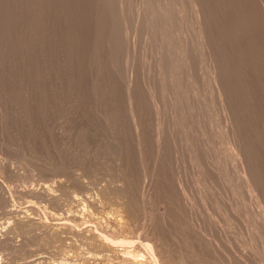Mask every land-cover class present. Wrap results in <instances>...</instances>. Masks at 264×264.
<instances>
[{
    "label": "rangeland",
    "instance_id": "374dc122",
    "mask_svg": "<svg viewBox=\"0 0 264 264\" xmlns=\"http://www.w3.org/2000/svg\"><path fill=\"white\" fill-rule=\"evenodd\" d=\"M16 1L17 0H0V230H2L3 228H6L8 225L10 226L14 225L18 218L23 217L25 215H28L32 217L33 219L40 221L44 224H49L48 213L49 214L52 213L54 216L57 215V217L58 215L62 216L63 218L67 217V222L64 225V229L62 230L61 237L60 235L58 236L59 238L58 237L54 238L53 236H51L54 238L55 241L60 239L62 243L59 240L58 241L60 243L58 241H57L58 243L57 242L55 243V241L52 240L53 238L51 239V237L49 239L48 238L49 232L46 229H44L42 225L37 226L35 228L34 227L32 228L24 227L23 229L17 232V234L13 238L12 243L7 244L3 250H0V258L3 260V262H5V264H27V262L31 259H37V261L39 260V264H57L59 258L62 257L61 255L62 253H59L58 247H60L61 244L70 243L72 242L71 240L75 239V237L70 234L71 232L75 233L77 228L79 232H83V230L90 229L92 226L95 225L94 223L96 221H100L102 218H104L106 221V219L109 220L112 217H117L119 221L125 224L127 232H128L126 234L128 235V237L131 239H135V240L138 239V237L142 238V236L145 233L144 228L145 227L147 228L148 224L150 225V223L152 222L151 223L152 226L150 225L152 228L148 226L149 228L148 231H150L151 233L154 232L153 234L156 237H158L160 241L162 242L163 247L165 248V251L168 255V260L166 264H237L236 262L238 260H239L238 264H244L246 260L247 262L250 260L252 261L253 260L252 256L254 258L255 254L257 256L255 255L256 259L253 260V263L257 264L259 262V264H261L264 261L262 259L264 258L263 257L264 253L262 254V252H264V246L261 251L262 244L264 245V242H262L263 236L257 235L254 238V237L247 236L246 234H245L246 236L243 235L245 231L241 232L244 230L242 226L243 224L242 221L244 222L246 218L252 217V212H254L252 210L251 212H249L250 211L249 209L251 208L254 210V205H251V204H254L253 203L254 200L253 198H250V197L248 198V195H247L248 192L247 193L245 192L247 191L246 188H244V190L242 188V187H245V185H244V181H242L243 179L241 180V177H242L241 175L243 174L244 170L246 171V169H245V166H243L244 164H243L241 156L238 157L239 154H237L238 156L237 158H235L236 155L234 154V152L232 153L231 150H229L230 149L229 143H228L229 135L227 136L226 129L224 128L225 118L223 117L224 115H223L222 110L220 111L221 107L219 103V98L217 97L218 94H216L215 92L216 90L215 91L213 90L215 88L214 87L215 84H213L212 79L214 80L216 75L214 72L210 71V67H208L207 60L204 58L205 63H203V60H202L203 56H201L202 58L199 56V54H201L199 53L200 50L197 47L198 46L197 45L198 43L197 33H198L199 26L195 20V17H193L194 15L192 11H190L189 6H187L188 4L186 5L187 0H122V1L114 0V2L113 0H109V3H108V0L107 2H105L106 0L104 1L99 0L100 2L102 1L103 3H107L105 5L102 3L104 7L101 6V3L98 0L97 1L95 0L96 2L94 4H96V6L93 5V2L91 4L92 0H89V1L84 0L85 2L81 0H77L78 3H81V2L84 3L83 5L81 4V6L80 4L76 3L77 2L76 0H73V2L72 0H64V1L61 0L60 1L61 7L59 6L60 9L58 8L59 11L57 10L58 12L56 13L59 20L58 19L55 20L56 17H54L52 23L53 24L55 23L56 25L58 23L60 24L59 22L60 20H62L63 23L65 22V24L68 22V25L66 24V28H67V26L69 25L74 26L76 22H77L76 23L77 25L78 21H80L79 22L80 25H77L79 27L78 29L80 30V33H78L79 32L78 29L77 30L75 29L77 27L76 25L73 27L74 29H72L71 26H69V28L66 29L64 28L65 24L62 23V25L61 24L57 25L59 26L58 27L59 30H57V32L54 29L57 27L55 26V24L54 25L52 24L53 26H51V28H48V30L50 31L47 32L46 35L48 38V34L50 33L49 39L51 41H49L46 38L44 44L40 46V51L43 50L44 47L46 48L48 45H51L50 47L48 46L49 49L47 48L46 49L44 48V49L47 50V52L49 53V51L55 47L54 48L55 50L53 49V51L55 52L51 50L50 53L48 54L46 51L45 52L41 51L40 56H39L40 58L41 56H44L45 59L47 57V60H46L47 62L43 58H42L43 62H39V65L42 66L43 68L44 67L47 68L46 69L47 71L45 70V68L43 69L42 67L41 69L36 67V70H35V67L33 68V66H39V65H35L37 64L35 63L36 61L34 62V60L36 59L33 55L34 53L32 54V51H34L32 50L33 49L32 42H34V37H33L32 32L34 33V30L32 29L34 28L33 26L25 27V26L16 25L18 24L17 16H16V12H17V7H16L17 2ZM87 1L90 4H88ZM221 1L222 3L220 4ZM228 1L229 2L231 1L234 5H232V3L230 2L228 3L229 6H227L228 4L226 2L225 3L226 7H224L225 0L224 1L223 0H213V1L209 0L210 3L211 2H214L216 4L218 3V6L216 5L217 7L210 3L208 4L206 2L207 8L210 6L213 10H216L219 6H221V8L224 7V9L219 8L217 12H214L209 7V10H211V12L214 13L215 15L211 14L212 17L214 16L212 18L209 16L210 14L208 15L206 14L205 18L207 19V21L209 20V22H212V23H209V25L207 24V28L209 29H206V27L203 26L202 31L204 32V29H206L207 32L212 31L209 36H207L209 34V33L207 34V32H204L203 35L206 37H209V38H206V41L208 40L212 41L213 44L217 42V45L219 46V50L218 48L215 49V47H218L216 45H214L213 48L214 50H216L215 52H217L215 53V57L218 58L219 62L221 61L220 64L222 65V68H225L224 72H227L226 74L229 75L228 77L230 81L228 82V85L229 84L230 85L229 86L227 85V86L231 88V92L233 95L230 93V91H228L229 90L228 87H227L228 88L227 91L229 93V96H228L229 101H233L232 103L229 102V105L233 109V114L235 118L234 120L236 124V125L234 124L233 127L234 129H236L235 131L236 133H238L242 137L243 136L245 137L244 139L245 142L248 140L247 138L249 137L250 141L248 140V143L250 142V145H252V147H250L249 144L246 143L248 145V147L246 145L247 147L246 154L247 155L252 154L253 156L252 157L251 155H249V163L253 162L252 164L250 163V168L252 167L251 170L254 173H256L255 174L256 177L257 175H259L258 178H261V180L260 179L259 180H260L261 188L263 189L264 184H262V182L264 183V159H263L264 158L263 156L264 155V92H263L264 83L263 81L264 80L263 81L259 80L261 85L260 84L258 85L259 82H257L258 79H263L261 75L264 73L261 70H259L261 66L263 65L262 64L263 57L260 54L261 49L259 48V46L256 47V45H254L255 48L257 49L256 51H254L255 49L253 47L252 49L253 53H252V51L250 50L252 48V47L250 48L251 45H249L248 47L247 45L248 43H245L249 39L247 37L251 36L249 35L251 34L249 31V26H246L245 24L248 23V19L251 15H255L254 17L256 19L254 20H256V22L258 20L259 21L262 20L260 22L262 23V25L261 24L259 25L258 24L259 21H258L257 26L263 27L264 17L262 18V16H264V6L262 7V5L264 4L263 3L264 0H252L253 2L257 1V4L259 2V4L258 6H256V3H255L254 5L256 7L255 6L252 7L253 5L252 3H250L251 10L249 11L246 10L245 7L239 6V0H228ZM260 1L262 2V4ZM70 2H72V4L76 3L75 6L77 7V9L80 6L79 11L82 10L81 7L85 6V4L87 8H89L88 7L89 5L90 6L93 5L91 6V8L92 7L93 8L87 9L84 7V10L80 12L81 15H83L84 13L86 14V15L84 14L85 17L83 18V16L82 17L79 16V13H78L79 11L78 10L76 11L75 10L76 7L72 5ZM240 2H242V4L241 3L240 4L243 6V1L240 0ZM63 4H65V7L62 6ZM211 5L216 7V9L212 7ZM99 6L102 9H99L100 8ZM238 6L241 7V9ZM67 7L70 8V10ZM95 7L96 9L98 7V11L96 9L94 11L95 12L97 11L100 13L104 12V11L101 12V10H103L104 8L105 9L107 8V10L109 8V13L105 9H104L106 11L105 15L104 13L100 15L99 13L92 12ZM227 7L228 8L231 7V8L228 9ZM207 8L205 7V10ZM61 9H64L63 10L64 12L66 11L65 14H69V16L66 15V17L68 16V20L67 18H65V15L62 17L63 19L61 18L60 12L64 14V12L61 11ZM85 9H87L88 12L89 10H91L90 13H88L87 10L85 11ZM238 9L240 10V12L244 11L243 12L244 15L245 13H247L248 16H243L242 12L240 14ZM224 10H226L227 13H225L226 11L223 12ZM230 10H233V12L231 11L230 13L229 12ZM69 11L71 14L69 13ZM75 13L77 17H75L74 15ZM165 13L169 16H166ZM56 14L54 16H56ZM96 14L100 16L97 17ZM87 15L88 16L90 15V17L87 18L88 17ZM217 15L219 16L220 19L217 17ZM78 16L79 18L81 17L82 20L81 18L79 19ZM91 16L92 17L95 16L94 18H99V20L94 19ZM239 16H242L241 19L246 18L245 20L247 22L244 20L245 22L241 23L242 20L240 19ZM71 17L72 18L75 17L78 19H75V23H74L73 22L74 19L72 20ZM208 17L210 18L208 19ZM229 17H234V18L229 19V21L231 22H232V19L236 18L234 22H232L234 24H230L231 22H229L227 19ZM86 18L88 19L87 21H85ZM224 18L225 20L227 19V21H224L223 20ZM212 19L214 22L216 20L218 21H216L214 24ZM219 20L223 23H221ZM69 21L74 23V25L72 23H69ZM84 21L86 25L89 22L88 26L84 25L85 24L83 23ZM90 21H93L94 24L93 22L91 23ZM237 21L239 24H237ZM224 22H228V23H224ZM95 23H96V26H95ZM228 24H230V26ZM81 25L82 27L84 26L83 29ZM98 25L99 26L101 25V26L98 27ZM62 26L64 29H66V31L62 28ZM210 26L212 28H210ZM44 27L45 26H42V29H44ZM242 27L243 28L245 27L246 29L245 28L242 29ZM235 28L241 29L243 33L244 32L246 33L247 32L246 30L248 28L249 33H246L247 37H246V34L243 35L242 32H240V30L238 31V29L236 30ZM69 29L70 30L72 29V30L69 31ZM99 29L101 30L99 31ZM75 30L76 32L78 31L77 34L79 35L78 36L79 39L74 38V36H76ZM59 31L60 33H58ZM68 31L71 34L70 33L67 34L66 32ZM28 33H30V36L28 35ZM51 33L53 34L51 35ZM54 34L57 35V39L54 36ZM98 36L99 38H97ZM52 37H54V40L56 42L52 39ZM252 37H250V40H248V42L249 41L252 42V39H251ZM113 38H116V39L113 40ZM226 38L228 39L226 40ZM107 39L110 41H108ZM215 40L217 41L214 43ZM75 41L78 43L79 48H78V45H75L74 43ZM72 42L74 44H72L71 46L70 43ZM185 42H187L186 44L188 45V48L190 50V52L188 51L189 52L188 61L190 62V63L188 62V67H186V65H184L181 62V60L179 59L176 53L178 49L177 47H179L177 46V44L178 43L182 44ZM189 42H191V44ZM251 42L249 44H251ZM110 47L112 49H110ZM114 47L115 49H113ZM195 47H197L199 51H197ZM242 47L243 48L246 47V50L250 48L248 50L249 52H246L247 55H243L244 54L243 52H245L246 50L244 51ZM80 48L82 51L80 50ZM226 50L227 51L229 50V51L226 52ZM240 50L243 51L241 52V55L243 57L245 56V58L243 59L247 58V61L246 60L243 61L242 56H240L239 54ZM258 50L260 52L259 54H258ZM218 51L219 52L221 51L220 52L221 55L224 53L225 54L227 53L226 54L227 56L224 57L222 55L223 57L221 58L219 55L220 53ZM75 52L78 55H76ZM254 52L255 53L257 52L259 56L255 54ZM42 53L43 54L47 53L45 54L46 57L45 55H42ZM251 54L253 55L252 58L248 57V56H251ZM47 55L48 56L51 55L50 56L51 58L48 57ZM255 55L256 57H254ZM260 55L262 59L260 58ZM226 57H228L227 60H223V58L226 59ZM69 58L71 59L69 60ZM111 58H114V59L112 60ZM254 58H256L257 60H254ZM31 60H32V63H31ZM39 61H41V59ZM67 61L69 63L71 62L72 65L71 63L69 64ZM98 61L100 64L98 63ZM255 61H258L257 63H259V65L261 64L262 65L259 66ZM260 61L262 63H260ZM44 62L49 67L45 66ZM84 62L85 63L87 62V64H85ZM199 62L202 63L201 65L205 64L204 66L206 68L204 66H202V68L199 67L201 66L199 65ZM239 62L241 63V66ZM248 63H250L249 64L250 67H248L250 70L252 68L253 70L255 69L257 72L261 71L260 73H258L259 76L256 74V71H253V70H251L252 74H250L251 72L246 67L247 65L245 66V64H248ZM252 63L254 64L256 63L255 65H258V67L257 66H256L257 68L251 67ZM102 64L104 66H102ZM117 64L118 66H116ZM223 64L225 67L223 66ZM238 66H240V68L243 67L241 68L242 70ZM226 67L227 68L229 67L228 68L229 71L226 69ZM245 67L247 68L249 72L245 69ZM203 68H205L206 71H204L205 69ZM237 68H239V70ZM245 70H246V72H244L245 74L242 73ZM39 71H41V75ZM43 71L45 74L44 73L42 74ZM202 71H203V74H201ZM36 72H38L37 73L38 77L42 76L41 79L37 77V74L34 75ZM111 72L113 75L111 74ZM22 73H24V75ZM238 74H241L242 76ZM45 75L48 76V78H46ZM254 76L255 77L258 76L257 77L258 79L256 80ZM43 77L46 78L47 80L44 79ZM130 77L132 79H130ZM247 77L250 79H248ZM34 78L37 81H35ZM80 78L81 79L83 78V79L81 80ZM207 79H208V82H207ZM32 82H36V83L38 82L37 84H40L43 82V84L45 85L40 84L38 86L36 84L39 87L37 88L38 93H36L37 90L36 91L34 90L35 83H32ZM130 82H131L130 85L133 87V90H134V92L132 93L133 95L131 94V91H130L132 90L130 89L132 87L128 84ZM244 82H246L247 84ZM108 84H111V85H108ZM114 84L116 85L114 86ZM41 85L44 87V88L42 87L43 89L40 87ZM254 85L256 86L254 87ZM47 86L49 87V89H47L48 88ZM52 86L53 88H51ZM247 86L248 88L245 91V87ZM259 86L261 87L259 88ZM127 87H129V91H130L129 93L132 95L133 100L136 99V101H134V103L136 102L135 103L136 105L134 104L132 107V109L137 108V109L132 110V112L138 110L136 112H133L135 123L132 121V115L128 114V112H130V109L128 110L129 105H127L126 103L128 101L127 97H129L128 94H126L128 93ZM39 89L42 90L43 93L42 91H39ZM258 89L259 91H257ZM76 91H77V94H76ZM39 92H41L43 96L44 95L45 96L43 97L42 94ZM214 93L216 94V96ZM230 94L234 98H231ZM35 95H37L36 102L34 101L36 99ZM131 95H130V98H131ZM261 96H263V99ZM94 97L96 98V100L94 99ZM191 97H193V99ZM40 99L41 101L39 102L38 100ZM88 99L90 100V102ZM99 99H102V100H99ZM188 99H190L191 101ZM257 100L258 101L260 100V102H258ZM203 102H205L206 105L205 104L203 105ZM36 103H40V104H36ZM254 108H256V110ZM142 109H145L144 112ZM243 110L244 111L246 110V113ZM115 111H117L118 113ZM201 111H203V113ZM137 112H138V115L141 116V118L137 117L138 116L136 115ZM242 115L243 116L246 115V116L243 117ZM138 118H140L142 121L137 120ZM156 119L158 122L156 121ZM159 121L161 125H159L160 124ZM241 121L244 124L241 123L242 125L240 126ZM131 122L134 124L138 122L140 123L139 127L142 126L143 128L138 127V129L140 130L138 129L135 130V127H132L133 124ZM138 123L136 124L137 126H138ZM238 128L243 129V131L242 130L240 131ZM247 128L248 130H250L249 131L250 134L247 132L246 130ZM156 129L157 130L159 129V131H157ZM161 130H163L162 131L163 134H161L160 132ZM134 132L136 133L141 132L143 136L141 135V133H140L141 136H139L138 135L139 133L136 134ZM245 132L248 134L245 135ZM153 135H156L158 139L161 138L163 142L161 141V139L158 140ZM135 137L137 138V140ZM139 138L140 139L142 138L143 144H141L142 142H140L141 140ZM113 139L116 141H114ZM154 141H156L157 143ZM159 143L162 144L163 148ZM157 145L158 146L160 145V148H162L163 150H161ZM155 146L156 148L158 147L157 150H159L160 153H158L159 151L155 149ZM195 146L197 147L198 151L195 150L196 148ZM193 149L195 150L194 152H193ZM248 149H250L249 152H248ZM129 151H130V154H129ZM200 151L202 152L201 154L199 153ZM125 152H128V153L126 154ZM190 152L193 155H191ZM196 152L199 153V156H197L198 154ZM230 152L233 155H230L229 154ZM156 154H159V155L161 154V155L159 156ZM204 155H206V157L208 156L209 157L206 158ZM193 156H197L199 159H197V157L194 158ZM200 156H201V159H200ZM232 157L234 158V160ZM253 158H254V161L252 160ZM205 161H209V165L211 167L209 165H205V164H208V162L206 163ZM227 161H230V163ZM195 164L197 167L195 166ZM254 164L256 166H254ZM235 166H237L238 168ZM242 167L244 169L243 171L241 169ZM195 168H198L197 170L198 172L194 171ZM211 168L213 170L212 172L210 171L212 173L211 177H214L213 182H212L210 175H208L209 170H211ZM253 168H255L254 169L255 171L253 170ZM203 170H204V173L202 172ZM205 171H208V173L206 172L207 173L206 174ZM177 172L179 174H177ZM195 172L197 173L195 174ZM213 172L215 173V175L218 173L219 174V175L217 174L218 176H220L221 174L220 176L221 181L220 180L219 181L222 182V180L224 179V181L222 182V186H226V184L228 183H230V185L233 184V186L232 185L230 186L228 184L229 188H227L228 186H226L227 189L224 187L226 189L225 192L226 193L230 192V195L224 193L225 189L220 185L221 183L218 184L219 182L217 181L219 177L217 175H216L217 178L215 177V175L213 176ZM237 172H238V175H237ZM205 174L206 176L207 175L208 176L206 177ZM237 176H239L238 178L240 179H237ZM199 177H201L200 178L201 180L199 179ZM225 177L229 181L226 180ZM233 178H235V180H233ZM204 180L207 183L208 181L210 182L211 180L210 182L211 186H208V184H206ZM237 181H240L242 183L239 184V182ZM146 182L148 184L150 183L149 184L150 186L149 185L147 187L144 186L147 184ZM213 183L214 185L216 184V186L218 184L219 187L214 186L215 187L214 188L212 186ZM250 183L251 182H249V184ZM205 184L208 187H211V188L213 187L214 190L208 187H205L204 186ZM240 185H243V186H240ZM42 187L53 189L54 192L53 191L52 192L53 194H56L55 197L57 198V201L55 200V201L49 202L43 196L39 194H35L33 192V191L39 192ZM203 187H205L206 189L204 188L203 190ZM220 187L222 188V190ZM232 187L235 193L237 191V194L234 195V192L231 189ZM145 188L150 192H148ZM217 188L220 189L218 190V192H217ZM250 188L251 189L253 188V190L255 189V192L258 191L255 188V186L252 185V183L250 184ZM262 189H260V191ZM143 190L147 192V195H146V192L144 191L145 198L143 195H141L143 194ZM207 190H211V191H207ZM202 191H205V192H202ZM220 191H222L223 194ZM255 192H254L255 196L259 197L258 199L257 198L256 199L258 200V202L260 200L259 204H261V206L263 207L264 206V197H263L264 194H262L263 195L262 196L261 194H259V191L256 193ZM261 192L264 193V189ZM148 193H151L150 194L151 196L150 195L148 196ZM210 193L212 194L210 195ZM218 193H221L223 195L222 196L221 194H219L222 198L218 196ZM225 194L227 195V197ZM239 194L241 195V197ZM201 195L203 197H201ZM233 196L235 198L238 197V199L236 200L237 201L240 200L239 202L241 205L235 200L234 202L237 205H235L234 202L232 203L233 200L231 202H228L230 201V199L227 200V198H234ZM139 197H141L142 201L140 200ZM147 197L148 198L150 197V198L147 199ZM207 197L210 199H208ZM223 197H224V200H223ZM242 197H244V199ZM199 198L202 200H200ZM143 199H146V200L151 199V200L147 202L145 200L143 201ZM207 199L210 201H208ZM251 199L253 202L251 201ZM221 200H223V202H221ZM241 200L242 201L245 200V201L242 202ZM212 201H214L215 203L213 204ZM120 202H123V203H120ZM224 202H228L231 205L227 203V205L225 206ZM124 204L126 205V207L124 206ZM120 205L124 206L122 207L125 210L124 214L123 213L121 214L122 209H120L121 207ZM127 205L130 206V207L128 206L129 210L127 213L129 215L126 214ZM201 205L204 207H200V208L197 207ZM205 206H207L208 210ZM231 206L234 208H236L237 206L238 209L241 208V210L239 209L240 212L242 211L243 212L242 213L238 212L237 208H236L237 210L234 208L233 209L230 208L229 210V207ZM244 207L246 208V210ZM197 208L199 210L203 208L201 209L202 214L200 211L199 213L197 212V215H196V211H198ZM231 210H232V213L234 214L231 213ZM142 212H145V214ZM206 212L208 213L210 212L211 214L210 213L209 214L211 216H209L208 213L206 215ZM203 213L205 214L203 215ZM213 213L217 214V215L215 214L217 217V220H216L215 215H212ZM199 214H201L200 215L201 217L203 216L202 218L204 220H206L205 218H208L209 220L207 219L204 223L203 219L200 216H198ZM238 214L240 217L238 216ZM132 215L133 217L130 218ZM144 215L149 218L147 219V217H145ZM142 217L145 219H143ZM198 217L202 219V222H199L201 220L198 219ZM210 217L212 218V220ZM224 217H225V220L222 219ZM236 218H241V219H239L240 220L239 221ZM142 219L144 220V222ZM220 219L221 221L223 220L225 222L223 221L219 222ZM130 220H132L133 222ZM148 220L149 222L150 221L151 222L148 223ZM196 220L198 221L199 225L197 224ZM212 222H215V224L217 222L218 223L216 225L213 223L214 224L213 225L211 224ZM202 223L205 224L201 227L203 230L199 227L202 225ZM207 223L208 224L210 223L209 225L212 226L213 231H210L211 227ZM222 223L224 224V226ZM132 224L133 225L135 224V225L133 226ZM225 225L229 228L227 229ZM216 226L217 228H215L216 229L215 231V229L213 228ZM238 226L242 230L241 229L239 230ZM205 227L207 229L209 228L210 233L208 230H206ZM199 230H201V233ZM235 230H237L238 232ZM239 232L243 234H240ZM202 233H203V238L201 236ZM214 233L218 234L217 239L220 237H223V239L226 238L225 241L226 240L228 241L224 242L221 240L222 238L219 239V241L221 240L220 242L217 240H214L216 239L214 238L215 235H212ZM226 233L230 235V238L232 237L234 238V240L238 239L237 243L235 244L236 240L234 241L232 240V238L227 239L229 238L227 237L229 235H227ZM231 234L233 235L231 236ZM240 235L243 237H240ZM205 236L207 238L209 237L208 238L209 240L212 239L211 242H213L215 245L213 246L212 245L213 243H212L210 244V246L213 247L214 252H217L218 254L212 252L213 248L210 251L211 247L210 246L208 247V245L206 246V244H209L211 242ZM257 237H258V241L262 242L261 245H258L260 243L256 242ZM247 238L248 239L254 238L255 241L253 239H250L251 241L252 240L253 241L251 242L249 240L248 242ZM206 239L208 240V243ZM244 239L245 241L243 242L241 241L242 243H239L240 240H244ZM50 240L53 242H51ZM231 241H234V243ZM246 241L247 243H245ZM255 242L258 244H256ZM221 243L223 244L225 243V245L221 246ZM228 244H231V245H228ZM238 244H240L241 246ZM244 245H246V247ZM227 246L228 248H226ZM233 246L235 247L237 246L236 247L237 250H235L236 248ZM248 246H249V249H248ZM216 247L218 248L217 250L219 251L217 250L215 251ZM241 247L242 248L245 247L246 250L248 249V251L251 249L250 251L253 250L252 253L254 251L256 253L254 252L253 253L254 255L252 254L249 257L247 256L249 259L247 258L246 260H244V262L242 261L243 262L242 263L241 260L245 259L246 258L245 255H249V254H248V251L245 250V248L241 249ZM258 248H260L259 249L260 252L257 251ZM223 249H227L228 252L226 250L223 251ZM230 249L232 250L231 253L233 254V259L235 258L236 262H235V259L234 260L232 259L233 261L230 259V257L232 256L231 253H230L231 256L229 255ZM221 250L223 251V253L220 254ZM244 250L247 252V254L243 255L244 257L240 256L244 254ZM238 252H241V254L239 255ZM258 252L262 254V258L260 256L261 254H259ZM220 257H223V258L220 259ZM224 258L225 259L227 258L229 262L230 261L232 262L228 263V261H226L225 263ZM261 260L263 261L260 262ZM92 261L93 260H90L87 263L78 262L76 264H107V263H96ZM251 261L249 263L246 262L245 264H251L252 263ZM110 263L116 264L113 262H109L108 264Z\"/></svg>",
    "mask_w": 264,
    "mask_h": 264
},
{
    "label": "bare ground",
    "instance_id": "6f19581e",
    "mask_svg": "<svg viewBox=\"0 0 264 264\" xmlns=\"http://www.w3.org/2000/svg\"><path fill=\"white\" fill-rule=\"evenodd\" d=\"M60 1L61 0H17L16 2H17V12H16V16H17V22H18V24H16V25H18V26H33V28L34 29H32V27H31V29L32 30H34V33L32 32V34H33V37H34V42H32L33 43V49L32 50H34V51H32V54L34 55V57H35V59L36 60H34V62L35 63H37V64H35V65H39V62H43V59L46 61L47 60V57H46V55L45 54H47L48 52H47V50H45L46 48L47 49H49L48 48V46L50 47L51 45H48L45 49L43 48V50H41L42 52H47V53H45V54H43L42 53V55H45V57H46V59L44 58V56H41V58L39 57L40 56V53H41V51H40V46L42 45V44H44V42H45V40H46V38H47V32H49L50 30H48V28H51V26H53L54 24L52 23L53 22V19H54V17H56L55 18V20L56 19H58V17H57V12L59 11V6L61 7V5H60ZM64 1V0H63ZM77 1V0H76ZM81 1H84V0H81ZM80 1V2H81ZM89 1V0H88ZM87 1V2H88ZM97 1V0H96ZM95 0L93 1H91V4H92V2H93V5L94 6H96V4H94L95 2H96ZM99 1V0H98ZM104 1V0H103ZM122 1V0H121ZM211 1H213V0H211ZM224 1V0H223ZM241 1H243V6L241 5L242 4V2H240V0H239V6H241V7H245L246 8V10H251V4L250 3H252V7H254L255 5V3H256V6H258V4H259V2H258V4H257V1H255V2H253L252 0H241ZM72 2H73V0H72ZM72 2H70L71 4H72ZM85 2V1H84ZM100 2V1H99ZM105 2H107V0L105 1ZM113 2H114V0H113ZM206 2L209 4L210 2H209V0H187V2H186V5L187 6H189V8H190V11H192V13H193V17H195V20H196V22H197V24H198V26H199V29H198V40H197V47L199 48V50L197 49V47H195L196 48V50L197 51H199V53H201V54H199V56L201 57V56H203V63H205V60H204V58L207 60V62H208V67H210V71H212V72H214L215 73V75H216V77H215V79L213 80L212 79V81H213V84H215L214 85V91L216 92V94H218L217 95V97L219 98V103H220V107H221V109H220V111L222 110V112H223V117L225 118V121H224V124H225V129H226V134H227V136L229 135V138H228V140H229V150H231V152L233 153L234 152V154L236 155V157L235 158H237V154H239V156L238 157H240L241 156V158H242V161H243V166H245V169H246V171L243 169V167L241 168L242 169V171H243V174L241 175L242 177H241V180L242 181H244V185H245V187H242L243 188V190H244V188H246V190L247 191H245L246 193L248 192V198L250 197V198H253V200H254V202L252 201V199H251V201L254 203V204H251V205H254V210L251 208V209H249L247 206V208L250 210L249 212H251V210L252 211H254V212H252V217H249V218H246L245 219V221L243 222L242 221V223H240V224H242V226H243V231H241V232H244L245 231V233L243 234V233H241V232H239L240 234H243V235H247V236H250V237H256L257 235H260V236H263V241L262 242H264V209H263V207L261 206V204H259V202H260V200H259V202H258V196L256 197L255 196V194H254V192H255V189L253 190V188L251 189L250 188V184L252 183V185H254L255 186V188L259 191V194H264V193H262L261 191L264 189H262L261 188V184H260V180H261V178H258V176L259 175H257V177H256V173H254L252 170H251V168H250V163L252 164L253 162H250L249 163V155H251L252 156V154H249V155H247L246 153H247V151H246V149H247V147H248V145L246 144V143H248V140H249V137L247 138V136H246V138L248 139L246 142H245V137L243 136H241V135H239L238 133H236L235 131H236V129H234V127H233V125L235 124V118H234V114H233V109L231 108V106L229 105V102L230 103H232L233 101H229V98H228V96H229V93H228V91H230V93L232 94V92H231V88H229L228 86L230 85H228V82L230 81L229 80V75H227L226 73L227 72H224V69L225 68H222V65L220 64V62H219V60H218V58H216L215 57V53H217V52H215L216 50H214V45H216V46H218L217 45V40H215L214 41V43L215 44H213V42L212 41H206V38H209V37H206V36H204L203 34H204V32H207L206 31V29H209V28H207V24L209 25V23H212V22H209V20L207 21V19L205 18L206 17V14L208 15V14H210L209 16L210 17H212L211 16V14L212 15H215L214 13H212L211 12V10L212 11H214V12H217L218 10H219V8L220 9H224V7H226V2H227V4L228 3H230L228 0H225V2H224V7L223 8H221V6H219L217 9H216V7L218 6V3L216 4V3H214V2H211L210 4H212V5H214V6H216V7H214V6H212V7H214L216 10H213L209 5V7L211 8V10H209V7L207 8V5H206ZM261 2V1H260ZM76 3H78V1L76 2ZM76 3L75 4H72V5H76ZM101 3V6L102 7H104L103 5H102V1L100 2ZM108 3H109V0H108ZM222 3V1L220 2V4ZM232 3V2H231ZM238 3V2H237ZM241 3V4H240ZM263 3H264V1H263ZM78 4H80V6H81V4L83 5L84 3H78ZM88 4H90L89 2H88ZM99 4V3H98ZM104 5L105 4H107V3H103ZM261 4H262V2H261ZM260 4V5H261ZM93 5H91V6H93ZM112 5V4H111ZM111 5H109V6H111ZM114 5V4H113ZM231 5V4H230ZM232 5H234L233 3H232ZM259 5V6H260ZM62 6H64L65 7V4H63ZM68 6V5H67ZM74 6H72V7H74ZM77 6H79V5H77ZM80 6L78 7V9H77V7H76V11L78 10L79 11V8H80ZM91 6L89 5L88 7L90 8V9H92L91 8ZM223 6V5H222ZM227 6H229V4L227 5ZM238 6V7H239ZM255 6V7H256ZM264 6V4L262 5V7ZM83 7V8H82ZM81 7V9L82 10H84V7L85 8H87L86 7V4H85V6H82ZM100 7V6H99ZM106 7H107V5H106ZM205 7L207 8L206 10H205ZM232 7V6H231ZM231 7H229V8H231ZM241 7H239L240 9H241ZM249 7V8H248ZM59 8V9H58ZM63 8V7H62ZM68 8V7H67ZM66 8V9H67ZM89 8H87V9H89ZM113 8V7H112ZM116 8V7H115ZM188 8V9H189ZM228 8V7H227ZM228 8V9H229ZM16 9V8H15ZM69 10H70V8H68ZM87 9H85V11L87 10ZM96 9V7L93 9V11L92 12H95L94 10ZM99 9H102L101 7L99 8ZM105 9V8H104ZM101 10V12L102 11H104L103 13H104V15H105V10H107V8L105 9V10ZM165 9V8H164ZM226 9V8H225ZM228 9H227V11H228ZM233 9H234V7H233ZM236 9V8H235ZM58 10V11H57ZM64 9H61V11H63ZM71 10H73V9H71ZM81 10V11H82ZM97 11H98V7H97V9H96ZM208 10H209V12H208ZM237 10V9H236ZM263 10V9H262ZM262 10H261V12H262ZM81 11H79L78 13H79V16H83V18L85 17V15L83 14V12H82V14L83 15H81ZM90 11L91 10H89V12H88V10H87V12L88 13H90ZM95 12V13H99L100 15L101 14H103V13H100V12ZM100 11V10H99ZM108 13H109V8H108ZM112 11V10H111ZM164 11V10H163ZM190 11H188V12H190ZM226 10H224L223 12H225ZM227 11L225 12V13H227ZM231 11L233 12V10H230L229 12L231 13ZM238 11L240 12V10L238 9ZM237 11V12H238ZM64 12V11H63ZM66 12V11H65ZM65 12H64V14H62V12H60L61 13V18L65 15V18H67V20H68V16H69V14H65ZM73 12V11H72ZM166 12V11H165ZM206 12H208V13H206ZM220 12H221V10H220ZM238 12V13H239ZM242 12V15L243 16H248V14L247 13H245V15H244V11H241ZM241 12H240V14H241ZM260 12V13H261ZM69 13H70V11H69ZM78 13H77V15H78ZM87 13V14H88ZM94 13V14H95ZM168 13V12H167ZM219 13V12H218ZM250 13H252V12H250ZM56 14V16H54ZM59 14V13H58ZM71 14V13H70ZM93 14V13H92ZM232 14H234V13H232ZM232 14H230V15H232ZM239 14V15H240ZM247 14V15H246ZM256 14V13H255ZM262 14H263V12H262ZM261 14V15H262ZM66 15H68L67 17H66ZM73 15V14H72ZM71 15V16H72ZM75 15V17H77L76 16V13L74 14ZM73 15V16H74ZM100 15H98V14H96V16L97 17H99ZM103 15V16H104ZM109 15V14H108ZM120 15H122V14H120ZM165 15L166 16H169V15H167L166 13H165ZM258 15H260V14H258ZM72 16V17H73ZM79 16H78V18H79ZM88 16V15H87ZM110 16V15H109ZM220 16H222V15H220ZM227 16V15H226ZM255 15H251L250 17H249V19H248V25L247 24H245L246 26H249V31H250V33L251 34H249V35H251V36H249V37H247V34L246 33H249L248 32V28H247V32L245 33H243L242 31H241V29H239V28H237L238 29V31L240 30V32H242V34L244 35V34H246V37L247 38H249L248 40H250V37H252L251 39H252V42L251 41H249L248 42V40L245 42V43H248L247 45H248V47H249V45H251L250 46V50L252 51V49H253V47H254V51H256V49L257 48H255V46L254 45H256V47H258L259 46V48L261 49V53L259 52V50H258V54L260 53L261 55H262V57H263V59L261 58V55H260V58L262 59V61H263V63L260 61V63H262L261 65H259V63H257L259 60H260V58H259V60L258 61H255L259 66H261V68L259 69V70H261L263 73H264V25H263V27H261V26H257V22L259 21H257L256 22V20H254V19H256L255 17H254ZM71 17V18H72ZM72 18V20L74 19V23H75V19H78V18ZM80 17V18H81ZM90 17V15L87 17V18H89ZM92 17V16H91ZM95 17V16H94ZM94 17H92V18H94ZM113 17V16H112ZM210 17H208V19L210 18ZM214 17V16H213ZM212 17V18H213ZM216 17V16H215ZM217 17L219 18V16L217 15ZM240 17V19H241V17L242 16H239ZM264 16H262V18H263ZM59 18H60V16H59ZM70 18V17H69ZM79 18V19H80ZM86 18V20L85 21H87L88 19ZM91 18V19H92ZM103 18V17H102ZM114 18V17H113ZM120 18V17H119ZM122 18V17H121ZM217 18V19H218ZM230 18H234V17H229V18H227L228 19V21H229V19ZM63 19V18H62ZM94 19H98L99 20V18H94ZM105 19V18H104ZM215 19V18H214ZM220 19V18H219ZM222 19V18H221ZM227 19L225 20V18L223 19L224 21H227ZM236 19V18H235ZM235 19H232V22H234V20ZM246 18H244V19H241L242 21H241V23L242 22H245L246 20H245ZM59 20V19H58ZM71 20V19H70ZM71 20V21H72ZM81 20H82V18H81ZM93 20V19H92ZM98 20H96V21H98ZM245 20V21H244ZM71 21H69V23H72ZM85 21L83 22V23H85ZM95 21V22H96ZM104 21V20H103ZM108 21V20H107ZM211 21V20H210ZM212 21H213V19H212ZM216 21H218V20H216ZM215 21V22H216ZM220 21V20H219ZM262 21V20H261ZM261 21H259V25L261 24L262 25V23H260ZM60 22V24L62 25V20H60L59 21ZM80 21H78V24L77 25H80V23H79ZM91 23L93 22V21H90ZM109 22V21H108ZM214 22V21H213ZM215 22H214V24H215ZM221 22V21H220ZM219 22V23H220ZM229 22H231V21H229ZM230 23V24H234V23ZM247 22V21H246ZM74 23H72L73 25H74ZM77 23V22H76ZM76 23H75V25H76ZM117 23V22H116ZM221 23H223V22H221ZM224 23H228V22H224ZM53 24V25H52ZM59 23L57 24V25H60ZM63 24H65V22L63 23ZM67 25H68V22L66 23ZM66 24H65V26H64V28H66ZM88 24H89V22H88ZM88 24L86 25V23L84 24V25H86V26H88ZM93 24H94V22H93ZM112 24V23H111ZM230 24H228L229 26H230ZM237 24H239L238 23V21H237ZM56 24H55V26H57ZM74 25V26H75ZM76 25V26H77ZM92 25V24H91ZM90 25V26H91ZM104 25V24H103ZM117 25V24H116ZM115 25V26H116ZM251 25V26H250ZM42 26H45L44 27V29H42ZM48 26V27H47ZM69 26H71V25H69ZM69 26H67V28H69ZM74 26H71L72 27V29H74L73 27ZM94 26V25H93ZM95 26H96V23H95ZM101 26V25H100ZM99 25H98V27H100ZM105 26V25H104ZM203 26H205L206 27V29H204V32L202 31V28H203ZM211 26H212V24H211ZM210 26V28H212ZM214 26V25H213ZM217 26V25H216ZM219 26V25H218ZM232 26V25H231ZM235 26V25H234ZM58 27L59 26H57L56 28H54L55 30H56V32H57V30H59L58 29ZM61 27V26H60ZM81 27H82V25H81ZM84 27V26H83ZM83 27H82V29H83ZM92 27V26H91ZM90 27V28H91ZM223 27V26H222ZM62 28H63V26H62ZM63 28V29H64ZM66 28V29H67ZM79 27L77 26L75 29L77 30ZM90 28H88V29H90ZM102 28V27H101ZM108 28V27H107ZM230 28V27H229ZM233 28V27H232ZM245 28V27H244ZM243 27H242V29H244ZM18 29V28H17ZM66 29H64L65 31H66ZM71 29V30H72ZM236 29V28H235ZM236 29V30H237ZM246 29V28H245ZM25 30H27V29H25ZM54 30V31H55ZM62 30V29H61ZM70 29H69V31H71ZM76 30H75V32H76ZM101 29H99V31H100ZM105 30V29H104ZM103 30V31H104ZM107 30V29H106ZM224 30V29H223ZM19 31V30H18ZM23 31V30H22ZM53 31V30H52ZM63 31V30H62ZM64 31V32H65ZM66 32L67 34L68 33H70V32ZM79 31V32H78ZM78 33H80V30L78 29ZM97 31V30H96ZM112 31V30H111ZM227 31V30H226ZM74 32V31H73ZM77 32L75 33V35L76 36H74V38H76V39H79V35L77 34ZM88 32V31H87ZM95 32V31H94ZM94 32H92V33H94ZM107 32V31H106ZM114 32V31H113ZM212 32V31H211ZM211 32H207V34H205V35H207V36H209L210 35V33ZM218 32V31H217ZM58 33H60V31L58 32ZM81 33H82V31H81ZM84 33V32H83ZM96 33V32H95ZM98 33V32H97ZM104 33V32H103ZM116 33V32H115ZM237 33V32H236ZM50 34V33H49ZM49 34H48V40L49 41H51L49 38ZM53 33H51V35H52ZM71 34V33H70ZM74 34V33H73ZM112 34V33H111ZM177 34V33H176ZM217 34V33H216ZM232 34V33H231ZM230 34V35H231ZM238 34V33H237ZM28 35L30 36V33H28ZM50 35V36H51ZM62 35V34H61ZM107 35V34H106ZM118 35V34H117ZM233 35V34H232ZM22 36V35H21ZM20 36V37H21ZM54 36L56 37V39H57V35H55L54 34ZM83 36V35H82ZM109 36V35H108ZM114 36V35H113ZM116 36V35H115ZM222 36H224V35H222ZM221 36V37H222ZM241 36V35H240ZM68 37V36H67ZM95 37H96V35H95ZM238 37V36H237ZM245 37V38H246ZM23 38V37H22ZM21 38V39H22ZM69 38V37H68ZM67 38V39H68ZM72 38H73V36H72ZM97 38H99V36L97 37ZM103 38V37H102ZM108 38V37H107ZM121 38V37H120ZM196 38V39H197ZM232 38V37H231ZM52 39L54 40V37H52ZM61 39V38H60ZM64 39V38H63ZM86 39V38H85ZM88 39V38H87ZM116 38H113V40H115ZM196 39H195V41H196ZM223 39V38H222ZM228 38H226V40H227ZM48 40H47V42H48ZM59 40V39H58ZM97 40V39H96ZM108 40V39H107ZM118 40V39H117ZM116 40V41H117ZM120 40V39H119ZM21 41V40H20ZM32 41V40H31ZM55 41V40H54ZM71 41H72V39H71ZM71 41H69V42H71ZM73 41H74V39H73ZM77 41V40H76ZM74 42L75 43V45H78V43L77 42ZM94 41V40H93ZM108 41H110V40H108ZM186 41V40H185ZM219 41V40H218ZM46 42V43H47ZM53 42V41H52ZM51 42V43H52ZM56 42V41H55ZM79 42V41H78ZM107 42V41H106ZM112 42V41H111ZM241 42V41H240ZM251 42V44H249ZM50 43V42H49ZM54 43V42H53ZM58 43V42H57ZM56 43V44H57ZM73 42L72 43H70V45L72 46V44H74ZM77 43V44H76ZM86 43V42H85ZM104 43V42H103ZM187 42H185V43H182V44H177V46H179V47H177L178 49H177V51H176V53H177V55H178V57H179V59L181 60V62L184 64V65H186V67H188V53L190 52V50H189V48H188V45L186 44ZM190 44H191V42H189ZM64 44V43H63ZM67 44V43H66ZM108 44V43H107ZM238 44V43H237ZM244 44V43H243ZM113 45H115V44H113ZM220 45V44H219ZM229 45V44H228ZM253 45V46H252ZM22 46V45H21ZM46 46V45H45ZM55 46V45H54ZM103 46V45H102ZM241 46H242V44H241ZM27 47V46H26ZM52 47H53V45H52ZM69 47V46H68ZM94 47V46H93ZM97 47V46H96ZM193 47V46H192ZM225 47V46H224ZM238 47V46H237ZM247 47V46H246ZM246 47H242L243 49H244V51L246 50ZM18 48H19V46H18ZM55 48V47H54ZM54 48H52L51 50L53 51V49ZM57 48V47H56ZM63 48V47H62ZM61 48V49H62ZM71 48V47H70ZM77 48V47H76ZM78 48H79V45H78ZM77 48V49H78ZM117 48V47H116ZM194 48V49H195ZM216 48H218V50H219V46L218 47H215V49ZM221 48V47H220ZM59 49V48H58ZM83 49V48H82ZM110 49H112L111 47H110ZM109 49V50H110ZM113 49H115V47L113 48ZM225 49V48H224ZM248 49V50H249ZM18 50V49H17ZM50 50V51H51ZM55 50V49H54ZM80 50H81V48H80ZM88 50V49H87ZM102 50V49H101ZM100 50V51H101ZM195 50V51H196ZM248 50H246L245 52H243L242 50H240V52H239V54H240V56H242L241 55V52H243L244 54L243 55H247V53L246 52H249ZM19 51V50H18ZM22 51V50H21ZM50 51H49V53H50ZM73 51V50H72ZM74 51H75V49H74ZM82 51V50H81ZM99 51V52H100ZM189 51V52H188ZM194 51V50H193ZM204 51V52H203ZM229 51V50H228ZM227 50H226V52H228ZM53 52H55V51H53ZM62 52V51H61ZM68 52H70V51H68ZM77 52H78V50H77ZM87 52V51H86ZM97 52V51H96ZM219 52V51H218ZM221 52V51H220ZM219 52V53H220ZM18 53V52H17ZM48 53V54H49ZM64 53V52H63ZM76 53V52H75ZM79 53H81V52H79ZM91 53V52H90ZM95 53V52H94ZM113 53V52H112ZM196 53V52H195ZM222 53H224V52H222ZM236 53V52H235ZM246 53V54H245ZM252 53H253V51H252ZM255 53V52H254ZM19 54H21V53H19ZM31 54V55H32ZM57 54V53H56ZM69 54V53H68ZM191 54V53H190ZM225 54V53H224ZM224 54H222L224 57L225 56H227L226 54L224 55ZM250 54V53H249ZM248 54V55H249ZM255 54H257V52L255 53ZM257 54V55H258ZM75 55V54H74ZM76 55H78L77 53H76ZM82 55V54H81ZM103 55V54H102ZM193 55V54H192ZM220 55V57L222 58L223 56L221 55V53L219 54ZM218 55V56H219ZM232 55V54H231ZM234 55V54H233ZM48 56V55H47ZM51 56V55H50ZM50 56H48V57H50ZM61 56V55H60ZM115 56V55H114ZM113 56V57H114ZM191 56V55H190ZM196 56V55H195ZM194 56V57H195ZM205 56V57H204ZM252 54H251V56H248V57H251L252 58ZM259 56V55H258ZM63 57V56H62ZM67 57V56H66ZM91 57H92V55H91ZM96 57V56H95ZM101 57H103V56H101ZM200 57H199V59H200ZM207 57V58H206ZM229 57V56H228ZM228 57H226V59H224L223 58V60H227V58ZM233 57V56H232ZM231 57V58H232ZM247 57V56H246ZM254 57H256V55L254 56ZM19 58V57H18ZM17 58V59H18ZM43 58V59H42ZM51 58V57H50ZM85 58V57H84ZM97 58H98V56H97ZM202 58V57H201ZM237 58V57H236ZM241 58V57H240ZM243 58H245V56L243 57L242 56V59ZM250 58V59H251ZM41 59V61H39ZM49 59V58H48ZM71 58H69V60H70ZM83 59V58H82ZM104 59V58H103ZM112 60L114 59V58H111ZM239 59V58H238ZM241 59V60H242ZM249 59V58H248ZM109 60V59H108ZM133 60V59H132ZM131 60V61H132ZM193 60V59H192ZM222 60V59H221ZM236 60V59H235ZM240 60V61H241ZM244 60H246L247 61V58L246 59H243V61ZM254 60H257L256 58H254ZM254 60H252V61H254ZM89 61V60H88ZM102 61V60H101ZM230 61V60H229ZM228 61V62H229ZM246 61H245V63H246ZM251 61V60H250ZM25 62V61H24ZM47 62V61H46ZM51 62H52V60H51ZM63 62V61H62ZM68 62V61H67ZM114 62V61H113ZM202 62V61H201ZM223 62V61H222ZM237 62V61H236ZM31 63H32V60H31ZM66 63V62H65ZM69 63V62H68ZM71 63V62H70ZM69 63V64H70ZM85 63V62H84ZM98 63H99V61H98ZM118 63V62H117ZM190 63V62H189ZM224 63V62H223ZM240 63V62H239ZM255 63V64H256ZM28 64V63H27ZM49 64H51V63H49ZM68 64V65H69ZM85 64H87V62L85 63ZM89 64V63H88ZM100 64V63H99ZM113 64V63H112ZM132 64V63H131ZM202 63H200L199 62V65H201ZM250 63H248V64H245V66L248 68V67H250V65H249ZM252 64H253V66H252ZM251 64V67H255V68H257L258 67V65H255L254 63H252ZM33 65V64H32ZM43 65V64H42ZM44 65L45 66H47V64L44 62ZM66 65V64H65ZM71 65H72V63H71ZM80 65V64H79ZM96 65V64H95ZM114 65V64H113ZM195 65H196V63H195ZM205 65V64H204ZM204 65H201V66H199V67H201L202 68V66H204ZM231 65V64H230ZM242 65H243V63H242ZM249 65V66H248ZM255 65V66H254ZM78 66V65H77ZM76 66V67H77ZM102 66H104L103 64H102ZM116 66H118V64L116 65ZM190 66V65H189ZM223 66H224V64H223ZM226 66H228V65H226ZM240 66H241V63H240ZM240 66H238L239 68H240ZM257 66V67H256ZM21 67V66H20ZM29 67V66H28ZM35 67V70H36V67H38V68H40L41 69V67L42 66H33V68ZM47 67H49V66H47ZM59 67V66H58ZM69 67V66H68ZM90 67V66H89ZM99 67V66H98ZM97 67V68H98ZM192 67V66H191ZM190 67V68H191ZM198 67V66H197ZM196 67V68H197ZM205 67V66H204ZM225 67V66H224ZM235 67V66H234ZM243 67H244V65H243ZM243 67H241V68H243ZM245 67V69L247 70V68ZM37 68V69H38ZM43 68V67H42ZM45 68V67H44ZM43 68V69H44ZM54 68V67H53ZM53 68H51V69H53ZM63 68V67H62ZM95 68V67H94ZM116 68V67H115ZM206 68V67H205ZM205 68H203V69H205ZM229 68V67H228ZM227 67H226V69L229 71V69H228ZM239 68H237L238 70H239ZM240 68V69H241ZM47 68H45V70H46ZM57 69V68H56ZM91 69V68H90ZM113 69V68H112ZM186 69V68H185ZM203 69H201V70H203ZM34 70V69H33ZM34 70V71H35ZM39 70V69H38ZM59 70H61V69H59ZM69 70H71V69H69ZM78 70H79V68H78ZM86 70V69H85ZM110 70V69H109ZM189 70V69H188ZM194 70H195V68H194ZM242 70V69H241ZM240 70V71H241ZM246 70L245 71H243L242 73H244V72H246ZM248 70H250L249 68H248ZM247 70V71H248ZM251 70H253L252 68H251ZM250 70V74H252V71ZM21 71V70H20ZM34 71H33V73H34ZM47 71V70H46ZM52 71V70H51ZM55 71V70H54ZM101 71V70H100ZM113 71V70H112ZM130 71V70H129ZM193 71V70H192ZM204 71H206V69L204 70ZM208 71H209V69H208ZM253 71H256L255 69L253 70ZM260 71V72H261ZM57 72V71H56ZM55 72V73H56ZM64 72V71H63ZM86 72V71H85ZM94 72V71H93ZM96 72V71H95ZM105 72V71H104ZM116 72V71H115ZM186 72V71H185ZM191 72V71H190ZM231 72V71H230ZM249 72V71H248ZM259 71L257 72L256 71V74L259 76V74L258 73H260ZM31 73V72H30ZM38 72H36L34 75H36ZM39 73H40V75H41V71H39ZM44 73V71L42 72V74ZM47 73V72H46ZM51 73V72H50ZM84 73V72H83ZM91 73V72H90ZM99 73V72H98ZM106 73V72H105ZM197 73V72H196ZM198 73H199V71H198ZM197 73V74H198ZM232 73V72H231ZM239 73V72H238ZM241 73V74H242ZM23 75H24V73H22ZM45 74V73H44ZM69 74V73H68ZM92 74V73H91ZM100 74V73H99ZM111 74H112V72H111ZM188 74V73H187ZM192 74H193V72H192ZM192 74H191V76H192ZM201 74H203V71H202V73ZM200 74V75H201ZM229 74V73H228ZM241 74H238V75H241ZM245 74V73H244ZM255 74V73H254ZM255 74V75H256ZM47 75V74H46ZM45 75V76H46ZM50 75V74H49ZM60 75V74H59ZM105 75V74H104ZM113 75V74H112ZM207 75V74H206ZM209 75V74H208ZM243 75V74H242ZM241 75V76H242ZM71 76V75H70ZM97 76V75H96ZM101 76V75H100ZM240 76V77H241ZM248 76H250V75H248ZM257 76V77H258ZM262 77H263V79H258L257 77H255L254 76V78H256V80L258 79V81L257 82H259V80H264V74H262L261 75ZM37 77H38V74H37ZM37 77H35V78H37ZM56 77H57V75H56ZM84 77H85V75H84ZM99 77V76H98ZM106 77V76H105ZM109 77V76H108ZM189 77V76H188ZM197 77V76H196ZM205 77H207V76H205ZM204 77V78H205ZM34 78V79H35ZM38 78H42V76L40 77H38ZM44 78V77H43ZM46 78H48V76H46ZM46 78H44V79H46ZM55 78V77H54ZM70 78V77H69ZM72 78V77H71ZM94 78V77H93ZM111 78V77H110ZM237 78V77H236ZM245 78H246V76H245ZM248 78V77H247ZM43 79V80H44ZM81 79V78H80ZM83 79V78H82ZM81 79V80H82ZM86 79V78H85ZM97 79V78H96ZM106 79V78H105ZM130 79H132L131 77H130ZM189 79V78H188ZM211 79V78H210ZM248 79H250V78H248ZM47 80V79H46ZM45 80V81H46ZM61 80H62V78H61ZM60 80V81H61ZM80 80V81H81ZM94 80V79H93ZM92 80V81H93ZM100 80V79H99ZM104 80V79H103ZM35 81H37L36 79H35ZM39 81V80H38ZM44 81V82H45ZM55 81V80H54ZM108 81H109V79H108ZM107 81V82H108ZM128 81V80H127ZM130 81V80H129ZM201 81V80H200ZM242 81V80H241ZM47 82V81H46ZM133 82V81H132ZM205 82V81H204ZM207 82H208V79H207ZM239 82V81H238ZM32 83H35V86H34V90L36 91L37 90V88H39L38 86L40 85V84H42V85H45V84H43V82L42 83H40V84H37L36 82H32ZM72 83V82H71ZM80 83V82H79ZM86 83H88V82H86ZM114 83V82H113ZM231 83V82H230ZM237 83V82H236ZM244 83H246V82H244ZM243 83V84H244ZM263 83H264V81H263ZM262 83V84H263ZM38 86H37V85ZM75 84V83H74ZM129 85L131 84V82L130 83H128ZM179 84V83H178ZM204 84V83H203ZM232 84V83H231ZM247 84V83H246ZM260 84V82L258 83V85ZM40 86L41 88L43 87V86ZM82 85V84H81ZM80 85V86H81ZM101 85V84H100ZM108 85H111V84H108ZM116 84H114V86H115ZM127 85V84H126ZM128 85V86H129ZM208 85H210V84H208ZM228 85V86H227ZM257 85V84H256ZM256 85H254V87L256 86ZM261 85V84H260ZM32 86V85H31ZM89 86V85H88ZM131 86V85H130ZM264 86V85H263ZM48 87V86H47ZM109 87V86H108ZM117 87V86H116ZM132 87V86H131ZM229 88V90L227 91V89ZM233 87V86H232ZM261 86H259V88H260ZM36 88V89H35ZM40 88V89H41ZM44 88V87H43ZM42 88V89H43ZM51 88H53V86L51 87ZM81 88V87H80ZM115 88V87H114ZM113 88V89H114ZM180 88V87H179ZM208 88V87H207ZM241 88H243V87H241ZM248 88V86L247 87H245V91H246V89ZM39 89V91H42V90H40ZM47 89H49V87L47 88ZM57 89V88H56ZM55 89V90H56ZM110 89V88H109ZM117 89V88H116ZM127 92L128 93H126V94H128V96L129 97H127L128 98V101L126 102L127 103V105H129V108H128V110L130 109V112H128V114H130V115H132V121L134 122V116H133V112H136V111H138V110H136V111H133L132 112V110H134V109H137V108H133L132 109V107H133V105L136 103H134V101H136V99H134L133 100V98H132V93L134 92V90H133V87L132 88H130V89H132V90H130L131 91V94L129 93L130 91H129V87H127ZM209 89V88H208ZM234 89V88H233ZM254 89V88H253ZM46 90V89H45ZM64 90V89H63ZM70 90V89H69ZM87 90V89H86ZM178 90V89H177ZM235 90V89H234ZM243 90V89H242ZM260 90H262V89H260ZM75 91V90H74ZM100 91V90H99ZM136 91V90H135ZM208 91V90H207ZM233 91V90H232ZM257 91H259V89L257 90ZM57 92H59V91H57ZM56 92V93H57ZM61 92H63V91H61ZM81 92H83V91H81ZM238 92V91H237ZM250 92V91H249ZM264 92V91H263ZM36 93H38V90H37V92ZM35 93V94H36ZM39 93H41V92H39ZM42 93H43V91H42ZM41 93V94H42ZM72 93H73V91H72ZM109 93V92H108ZM247 93V92H246ZM259 93V92H258ZM260 93H261V91H260ZM54 94V93H53ZM71 94V93H70ZM76 94H77V91H76ZM94 94V93H93ZM110 94H111V92H110ZM109 94V95H110ZM149 94V93H148ZM189 94V93H188ZM194 94V93H193ZM215 94V93H214ZM216 94H215V96H216ZM230 94V96H231V98H234V97H232V95ZM38 95V94H37ZM37 95H35L36 96V99L34 100L35 102L37 101ZM81 95V94H80ZM79 95V96H80ZM130 95H131V98H130ZM209 95V94H208ZM42 96H43V94H42ZM45 96V95H44ZM43 96V97H44ZM53 96V95H52ZM62 96V95H61ZM76 96V95H75ZM86 96V95H85ZM154 96V95H153ZM188 96H190V95H188ZM195 96V95H194ZM197 96V95H196ZM246 96H247V94H246ZM55 97V96H54ZM77 97H78V95H77ZM114 97V96H113ZM113 97H111V98H113ZM134 97V96H133ZM136 97V96H135ZM242 97V96H241ZM262 97V99H263V96H261ZM38 98H39V96H38ZM117 98V97H116ZM154 98V97H153ZM190 98V97H189ZM192 99H193V97H191ZM196 98H198V97H196ZM254 98V97H253ZM64 99V98H63ZM90 99V98H89ZM88 99V100H89ZM94 99L96 100V98L94 97ZM138 99H139V97H138ZM200 99V98H199ZM55 100V99H54ZM58 100V99H57ZM86 100V99H85ZM99 100H102V99H99ZM124 100V99H123ZM188 100H190V99H188ZM217 100V99H216ZM215 100V101H216ZM254 100V99H253ZM39 102L41 101V99L40 100H38ZM61 101V100H60ZM60 101H58V102H60ZM111 101V100H110ZM191 101V100H190ZM198 101V100H197ZM258 101V100H257ZM57 102V103H58ZM87 102V101H86ZM89 102H90V100H89ZM105 102V101H104ZM199 102V101H198ZM201 102V101H200ZM218 102V101H217ZM254 102V101H253ZM256 102V101H255ZM258 102H260V100L258 101ZM263 102V101H262ZM119 103V102H118ZM137 103H138V101H137ZM189 103V102H188ZM247 103V102H246ZM249 103V102H248ZM36 104H40V103H36ZM87 104H89V103H87ZM106 104V103H105ZM191 104V103H190ZM206 105V103L205 102H203V105ZM241 104V103H240ZM255 104V103H254ZM136 105V104H135ZM153 105V104H152ZM195 105V104H194ZM35 106H37V105H35ZM38 106H40V105H38ZM49 106V105H48ZM114 106V105H113ZM138 106V105H137ZM136 106V107H137ZM199 106H200V104H199ZM233 106V105H232ZM242 106H244V105H242ZM50 107V106H49ZM54 107V106H53ZM147 107V106H146ZM145 107V108H146ZM207 107V106H206ZM256 107V106H255ZM35 108V107H34ZM41 108V107H40ZM43 108H44V106H43ZM52 108V107H51ZM204 108V107H203ZM241 108V107H240ZM48 109V108H47ZM111 109H112V107H111ZM152 109H154V108H152ZM255 110H256V108H254ZM259 109H260V107H259ZM49 110V109H48ZM117 110V109H116ZM143 110V112H144V110L145 109H142ZM195 110V109H194ZM205 110V109H204ZM241 110V109H240ZM122 111V110H121ZM141 111V110H140ZM244 111V110H243ZM48 112V111H47ZM49 112H51V111H49ZM115 112H117V111H115ZM127 112V111H126ZM125 112V113H126ZM196 112V111H195ZM202 113H203V111H201ZM206 112V111H205ZM245 113H246V110L244 111ZM114 113V112H113ZM118 113V112H117ZM122 113V112H121ZM241 113V112H240ZM257 113V112H256ZM110 114V113H109ZM135 114V113H134ZM139 114H140V112H139ZM155 114V113H154ZM222 114V113H221ZM244 114V113H243ZM248 114V113H247ZM44 115H46V114H44ZM112 115V114H111ZM130 115H129V117H130ZM136 115H138V112L136 113ZM135 115V116H136ZM142 115V114H141ZM145 115V114H144ZM239 115V114H238ZM249 115V114H248ZM251 115V114H250ZM157 116V115H156ZM226 116V117H225ZM243 116V115H242ZM241 116V117H242ZM246 116V115H245ZM245 116H243V117H245ZM108 117H110V116H108ZM137 117H140L141 118V116H137ZM136 117V118H137ZM155 117V116H154ZM249 117V116H248ZM115 118V117H114ZM123 118V117H122ZM140 118H138L137 120H140V121H142ZM213 118V117H212ZM223 118V119H224ZM39 119V118H38ZM45 119V118H44ZM158 119V118H157ZM157 119H156V121H157ZM243 119V118H242ZM247 119V118H246ZM249 119V118H248ZM47 120V119H46ZM109 120H110V118H109ZM108 120V121H109ZM115 120V119H114ZM163 120V119H162ZM200 120H202V119H200ZM214 120H216V119H214ZM261 120V119H260ZM116 121V120H115ZM125 121V120H124ZM128 121V120H127ZM131 121V120H130ZM243 121H245V120H243ZM258 121V120H257ZM263 121V120H262ZM48 122V121H47ZM121 122V121H120ZM146 122V121H145ZM158 122V121H157ZM156 122V123H157ZM165 122V121H164ZM163 122V123H164ZM198 122V121H197ZM202 122V121H201ZM247 122V121H246ZM130 123V122H129ZM132 123V122H131ZM135 123V122H134ZM134 123H132L133 125H132V127H135V130H137L138 129V127H139V124L140 123H138V126L136 125V124H134ZM159 123H160V121H159ZM203 123V122H202ZM201 123V124H202ZM217 123V122H216ZM242 121L240 122V126L242 125V124H244V123H242ZM118 124V123H117ZM127 124V123H126ZM220 124V123H219ZM247 124V123H246ZM257 124V123H256ZM159 125H161V123L159 124ZM236 125V124H235ZM248 125V124H247ZM127 126H129V125H127ZM163 126V125H162ZM219 126V125H218ZM221 126V125H220ZM228 126V127H227ZM244 126V125H243ZM256 126V125H255ZM140 127H142V126H140ZM139 127V128H140ZM155 127H156V125H155ZM121 128V127H120ZM143 128V127H142ZM142 128H141V130H142ZM159 128V127H158ZM242 128V127H241ZM245 128V127H244ZM253 128H254V126H253ZM124 129H125V127H124ZM134 129V128H133ZM160 129H162V128H160ZM213 129V128H212ZM240 131L242 130L243 131V129H240V128H238ZM257 129V128H256ZM114 130V129H113ZM138 130H140V129H138ZM157 130V129H156ZM217 130V129H216ZM222 130H223V128H222ZM238 130V131H239ZM245 130V129H244ZM247 130V132L249 133V131L250 130H248V128L246 129ZM255 130V129H254ZM123 131V130H122ZM134 131V130H133ZM157 131H159V129L157 130ZM156 131V132H157ZM163 130H161L160 132H161V134H163V132H162ZM201 131V130H200ZM253 131V130H252ZM127 132V131H126ZM131 132V131H130ZM137 132V131H136ZM136 132H134V133H136ZM155 132V133H156ZM139 133V134H138ZM138 133H136V134H138L139 136H143V131H142V133L141 132H138ZM140 133H141V135H140ZM151 133V132H150ZM159 133V132H158ZM165 133V132H164ZM196 133V132H195ZM202 133V132H201ZM220 133V132H219ZM223 133V132H222ZM221 133V134H222ZM248 133H246L245 132V135L246 134H248ZM130 134V133H129ZM136 134H134V135H136ZM203 134V133H202ZM240 134H241V132H240ZM250 134V133H249ZM113 135V134H112ZM133 135V136H134ZM157 135V134H156ZM156 135H153V136H155L156 137ZM159 135V134H158ZM192 135H193V133H192ZM198 135V134H197ZM243 135V134H242ZM257 135V134H256ZM119 136V135H118ZM138 136V137H139ZM147 136V135H146ZM162 136V135H161ZM160 136V137H161ZM250 136V135H249ZM122 137V136H121ZM198 137V136H197ZM200 137V136H199ZM220 137V136H219ZM224 137V136H223ZM252 137V136H251ZM136 138V137H135ZM144 138V137H143ZM157 139H158V137H156ZM195 138V137H194ZM204 138V137H203ZM140 139V138H139ZM145 139H146V137H145ZM161 138H159L158 140H160ZM188 139V138H187ZM198 139V138H197ZM202 139V138H201ZM205 139V138H204ZM114 140V139H113ZM136 140H137V138H136ZM141 140V141H140ZM139 141L140 142H142L141 144H143V141H142V138L140 139ZM144 140V139H143ZM154 140V139H153ZM223 140H224V138H223ZM114 141H116V140H114ZM133 141V140H132ZM161 141H162V139H161ZM188 141V140H187ZM250 141V140H249ZM139 142V143H140ZM146 142V141H145ZM154 142H156V141H154ZM160 142V141H159ZM163 142V141H162ZM199 142V141H198ZM224 142V141H223ZM255 142V141H254ZM254 142H253V144H254ZM134 143H136V142H134ZM138 143V142H137ZM157 143V142H156ZM193 143V142H192ZM206 143V142H205ZM207 143H208V141H207ZM251 143H252V141H251ZM258 143V142H257ZM112 144V143H111ZM155 144V143H154ZM161 146H162V144L161 143H159ZM189 144V143H188ZM197 144V143H196ZM249 144V146L250 147H252V145H250V142L248 143ZM138 145V144H137ZM145 145V144H144ZM156 145V144H155ZM160 145L158 146L159 148H160ZM201 145V144H200ZM246 145H247V147H246ZM257 145H259V144H257ZM139 146V145H138ZM137 146V147H138ZM143 146V145H142ZM120 147V146H119ZM124 147V146H123ZM144 147V146H143ZM142 147V148H143ZM157 147V148H158ZM196 147V146H195ZM201 147V146H200ZM204 147V146H203ZM258 147V146H257ZM261 147V146H260ZM131 148V147H130ZM145 148V147H144ZM157 148H156V146H155V149L157 150ZM162 148H163V146H162ZM162 148H160L161 150H163ZM192 148V147H191ZM140 149V148H139ZM209 149V148H208ZM259 149V148H258ZM125 150V149H124ZM155 150V151H156ZM192 150V149H191ZM195 150H197V147L195 148ZM194 149H193V152L195 151ZM212 150V149H211ZM229 150H227V151H229ZM249 150L250 149H248V152H249ZM117 151V150H116ZM120 151V150H119ZM123 151V150H122ZM127 151V150H126ZM135 151V150H134ZM134 151H133V153H134ZM157 151H159V150H157ZM156 151V152H157ZM198 151V150H197ZM204 151V150H203ZM210 151V150H209ZM251 151H252V149H251ZM256 151H257V149H256ZM140 152V151H139ZM155 152V153H156ZM231 152L229 153L230 155H233V154H231ZM118 153V152H117ZM126 154L128 153V152H125ZM124 153V154H125ZM158 153H160V151L158 152ZM191 153V152H190ZM197 153V152H196ZM200 154L202 153L201 151L199 152ZM199 153H197V154H195V155H197V156H199ZM213 153V152H212ZM228 153V152H227ZM251 153V152H250ZM129 154H130V151H129ZM206 154V153H205ZM214 154V153H213ZM146 155V154H145ZM156 155H159V154H156ZM161 155V154H160ZM159 155V156H160ZM189 155V154H188ZM191 155H193L192 153H191ZM210 155V154H209ZM216 155V154H215ZM223 155V154H222ZM228 155V154H227ZM263 155V154H262ZM197 156H193L194 158H196ZM205 157H206V155H204ZM264 156V155H263ZM262 156V157H263ZM117 157V156H116ZM127 157H128V155H127ZM209 157V156H208ZM208 157H206V158H208ZM216 157V156H215ZM253 157V156H252ZM251 157V158H252ZM194 158H193V160H194ZM206 158H204V159H206ZM233 158V157H232ZM137 159V158H136ZM192 159V158H191ZM191 159H189V160H191ZM197 159H199L198 157H197ZM200 159H201V156H200ZM215 159V158H214ZM213 159V160H214ZM239 159V158H238ZM264 159V158H263ZM128 160V159H127ZM139 160V159H138ZM193 160H192V162H193ZM196 160V159H195ZM211 160V159H210ZM221 160V159H220ZM232 160V159H231ZM233 160H234V158H233ZM253 161H254V158L252 159ZM120 161V160H119ZM133 161V160H132ZM198 161V160H197ZM212 161V160H211ZM219 161V160H218ZM222 161H224V160H222ZM130 162V161H129ZM141 162V161H140ZM156 162V161H155ZM154 162V163H155ZM206 163L208 162V164H205V165H209V161H205ZM227 162H229L230 163V161H227ZM231 162H233V161H231ZM262 162V161H261ZM139 163V162H138ZM189 163H191V162H189ZM194 163H195V161H194ZM196 163H198V162H196ZM255 163V162H254ZM135 164V163H134ZM198 164H200V163H198ZM197 164V165H198ZM211 164V163H210ZM214 164V163H213ZM219 164V163H218ZM223 164H225V163H223ZM222 164V165H223ZM227 164V163H226ZM140 165V164H139ZM217 165V164H216ZM232 165V164H231ZM242 165V164H241ZM263 165V164H262ZM141 166H143V165H141ZM195 166H196V164H195ZM194 166V167H195ZM210 166V165H209ZM219 166V165H218ZM254 166H256L255 164H254ZM139 167V166H138ZM188 167H189V165H188ZM192 167V166H191ZM197 167V166H196ZM199 167H200V165H199ZM204 167V166H203ZM211 167V166H210ZM220 167V166H219ZM232 167V166H231ZM235 167H237V166H235ZM260 167V166H259ZM233 168V167H232ZM238 168V167H237ZM141 169V168H140ZM144 169V168H143ZM191 169V168H190ZM203 169V168H202ZM219 169V168H218ZM255 168H253V170H254ZM263 169V168H262ZM139 170V169H138ZM198 170V168H195V170L194 171H197ZM205 170H206V168H205ZM208 170V169H207ZM217 170V169H216ZM216 170H215V172H216ZM226 170V169H225ZM234 170V169H233ZM237 170V169H236ZM235 170V171H236ZM240 170V169H239ZM143 171V170H142ZM188 171V170H187ZM186 171V172H187ZM213 171L212 170V168H211V170H209V173H208V171H205V173L207 172L208 173V175H210V177H211V175H212V173L211 172ZM221 171V170H220ZM224 171V170H223ZM222 171V172H223ZM238 171V170H237ZM241 171V170H240ZM239 171V172H240ZM255 171V170H254ZM124 172V171H123ZM144 172V171H143ZM198 172V171H197ZM197 172H195V174L197 173ZM203 173H204V170L202 171ZM228 172V171H227ZM257 172V171H256ZM263 172V171H262ZM191 173V172H190ZM206 173V174H207ZM211 173V174H210ZM221 173V172H220ZM226 173V172H225ZM229 173V172H228ZM232 173H234V172H232ZM232 173H230V174H232ZM242 173V172H241ZM177 174H179L178 172H177ZM199 174V173H198ZM197 174V175H198ZM206 174H205V176H206ZM218 174V173H217ZM216 174V175H217ZM146 175V174H145ZM207 175V176H208ZM215 175V173L213 172V176ZM216 175H215V177H216ZM219 175V174H218ZM217 175V176H218ZM227 175V174H226ZM237 175H238V172H237ZM182 176V175H181ZM200 176V175H199ZM201 176H202V174H201ZM206 176V177H207ZM220 176H221V174H220ZM220 176H218L219 177V179H217V181L219 182L218 184H220L221 186H222V182L224 181V179H223V177H222V182H220L221 181V177ZM228 176V175H227ZM151 177H152V175H151ZM150 177V178H151ZM206 177H204V178H206ZM234 177V176H233ZM239 176H237V179H240V178H238ZM132 178V177H131ZM198 178V177H197ZM201 177H199V179H200ZM213 178L214 177H211V179H212V182L214 181L213 180ZM217 178V177H216ZM141 179V178H140ZM203 179V178H202ZM210 179V178H209ZM208 179V180H209ZM225 179H226V177H225ZM232 179V178H231ZM260 179V180H259ZM147 180V179H146ZM145 180V181H146ZM151 180V179H150ZM183 180V179H182ZM201 180V179H200ZM207 180V179H206ZM220 180V181H219ZM226 180H228V179H226ZM233 180H235V178H233ZM232 180V181H233ZM152 181V180H151ZM197 181V180H196ZM215 181H216V179H215ZM229 181V180H228ZM127 182V181H126ZM144 182V181H143ZM194 182V181H193ZM204 182H206L205 180H204ZM210 182H211V180H210ZM209 181H208V183L206 182V184H208V186H211V183H210ZM237 182H239V184L240 183H242V182H240V181H237ZM249 182H251L250 184H249ZM129 183H131V182H129ZM145 183V182H144ZM147 183V182H146ZM178 183V182H177ZM185 183V182H184ZM195 183V182H194ZM210 183V184H209ZM217 183V182H216ZM226 183H228V182H226ZM232 183V182H231ZM234 183H236V182H234ZM150 184V183H149ZM148 183L146 184V185H144V186H148L149 185ZM197 184V183H196ZM206 184L204 185L205 187H208V186H206ZM218 184H217V186H218ZM224 184V183H223ZM229 185H230V183H228ZM228 184H226V186H228ZM262 184H264L263 182H262ZM127 185V184H126ZM178 185V184H177ZM184 185V184H183ZM195 185V184H194ZM232 186H233V184H231ZM230 185V186H231ZM134 186V185H133ZM143 186V185H142ZM142 186H141V188H142ZM150 186V185H149ZM213 187L214 186H216V184L214 185V183H213V185H212ZM216 186V187H217ZM226 186H222L223 188L225 187L226 188ZM240 186H243V185H240ZM239 186V187H240ZM54 187V186H53ZM205 187H203V190H204V188ZM211 188V187H208V188H210V189H213L214 190V188ZM219 187V186H218ZM236 187H238V186H236ZM126 188H127V186H126ZM134 188H136V187H134ZM144 188V187H143ZM207 188V189H208ZM221 188V187H220ZM224 188V189H225ZM227 188H229V186L227 187ZM226 188V189H227ZM146 189V188H145ZM149 189V188H148ZM199 189V188H198ZM201 189V188H200ZM206 189V188H205ZM226 189L224 190V193H226L225 191H226ZM232 190H233V187L231 188ZM260 189H262L261 191H260ZM142 190V189H141ZM147 190V189H146ZM218 190H220L219 188H217V192H218ZM221 190H222V188H221ZM230 190V189H229ZM236 190V189H235ZM239 190V189H238ZM242 190V189H241ZM253 190V191H252ZM53 189H49V188H46V187H42L41 188V190L38 192V191H33L35 194H39V195H41V196H43L46 200H48L49 202L50 201H57V198L55 197V195L56 194H53ZM55 191H56V189H55ZM145 190H143V194H141V195H143L144 196V198H145V192H144ZM148 191V190H147ZM184 191V190H183ZM207 191H211V190H207ZM258 191H256V192H258ZM134 192V191H133ZM148 192H150V191H148ZM202 192H205V191H202ZM216 192V191H215ZM220 192H222V191H220ZM232 192V191H231ZM233 192H234V190H233ZM240 192V191H239ZM238 192V193H239ZM255 192V193H256ZM132 193V192H131ZM138 193V192H137ZM207 193V192H206ZM213 193V192H212ZM212 193H210V195L212 194ZM241 193V192H240ZM133 194V193H132ZM151 193H148V196L150 195ZM202 194V193H201ZM219 194H221V193H218V196H220ZM222 194H223V192H222ZM221 194V195H222ZM226 194H229L230 195V192L229 193H226ZM225 194V195H226ZM235 194H237V191H236V193L234 192V195ZM258 194V193H257ZM140 195V194H139ZM146 195H147V192H146ZM197 195V194H196ZM199 195H200V193H199ZM203 195V194H202ZM201 195V197H203ZM210 195H209V197H210ZM232 195H233V193H232ZM240 195V194H239ZM246 195V196H247ZM128 196V195H127ZM137 196V195H136ZM142 196V197H143ZM151 196V195H150ZM207 196H208V194H207ZM223 196V195H222ZM238 196V195H237ZM263 196V195H262ZM125 197V196H124ZM199 197V196H198ZM221 197V196H220ZM226 197H227V195H226ZM231 197V196H230ZM234 197V196H233ZM239 197V196H238ZM238 197L237 198H227V200L228 199H230V201H228V202H231L232 200V203L234 202V200L236 201V202H238L239 204H240V200L239 201H237L236 199H238ZM240 197H241V195H240ZM239 197V198H240ZM245 197V196H244ZM244 197H242L243 199H244ZM264 197V196H263ZM128 198V197H127ZM140 198V200H141V197H139ZM150 198V197H149ZM148 197H147V199H149ZM208 198V197H207ZM213 198V197H212ZM222 198V197H221ZM241 198V199H242ZM247 198V197H246ZM257 198V199H256ZM105 199V198H104ZM119 199V198H118ZM200 199V198H199ZM208 199H210V198H208ZM207 199V200H208ZM64 200V199H63ZM147 201V202H149L150 200H146V199H143V201ZM200 200H202V199H200ZM216 200H217V198H216ZM223 200H224V197H223ZM223 200H221V202H223ZM97 201V200H96ZM122 201V200H121ZM130 201V200H129ZM142 201V200H141ZM140 201V202H141ZM208 201H210V200H208ZM225 201H226V199H225ZM242 201V200H241ZM243 201H245V200H243ZM242 201V202H243ZM250 201V202H251ZM201 202V201H200ZM199 202V203H200ZM207 202V201H206ZM228 202H224L223 204L226 206L227 205V203ZM54 203V202H53ZM60 203V202H59ZM59 203H58V205H59ZM120 203H123V202H120ZM204 203V202H203ZM212 203L214 204L215 202L214 201H212ZM235 203V202H234ZM247 203V202H246ZM126 204V203H125ZM124 204V206L126 207V205ZM134 204H136V203H134ZM143 204V203H142ZM151 204V203H150ZM229 205H231L230 203H228ZM243 204H245V203H243ZM99 205V204H98ZM145 205V204H144ZM204 205V204H203ZM235 205H237L236 203H235ZM241 205V204H240ZM240 205H238V206H240ZM248 205H249V203H248ZM56 206V205H55ZM121 206V205H120ZM123 205L120 207V209H122L121 210V214L123 213H125L124 211V208H122V207H124ZM129 205H127V212H126V214L128 213V208L130 207H128ZM147 206V205H146ZM218 206H219V204H218ZM222 206V205H221ZM234 206V205H233ZM102 207V206H101ZM100 207V208H101ZM139 207V206H138ZM145 207V206H144ZM198 208H200V207H204V206H197ZM206 208H207V206H205ZM211 207V206H210ZM242 207V206H241ZM252 207V206H251ZM142 208H143V206H142ZM141 208V209H142ZM197 208V209H198ZM213 208V207H212ZM212 208H211V210H212ZM215 208V207H214ZM230 208H234V207H229V210H230ZM236 208H237V206H236ZM236 208H234V209H236ZM245 208V207H244ZM196 209V210H197ZM201 209H203V208H201ZM201 209L199 210L198 209V211H196V215H197V212L199 213L200 211H201ZM205 209V208H204ZM219 209H220V207H219ZM238 209V208H237ZM236 209V210H237ZM240 210H241V208H239ZM237 210L238 212H240V210ZM248 209H247V211H248ZM144 210V209H143ZM207 210H208V208H207ZM207 210H205V211H207ZM245 210H246V208H245ZM100 211V210H99ZM102 211V210H101ZM117 211V210H116ZM119 211V210H118ZM205 211H203V212H205ZM210 211V210H209ZM224 211V210H223ZM148 212V211H147ZM234 212H236V211H234ZM237 212V213H238ZM243 212V211H242ZM242 212H240V213H242ZM117 213H119V212H117ZM130 213V212H129ZM135 213V212H134ZM133 213V214H134ZM142 213H144L145 214V212H142ZM207 213L208 212H206V215H207ZM210 213V212H209ZM208 213V215L209 216H211L210 214ZM231 213H232V210H231ZM248 213V212H247ZM125 214V215H126ZM201 214H202V211H201ZM201 214H199L198 216H200ZM205 213H203V215H204ZM216 213H213L212 215H215ZM222 214V213H221ZM230 214V213H229ZM232 214H234V213H232ZM236 214V213H235ZM114 215V214H113ZM127 215H129V214H127ZM136 215V214H135ZM195 215V216H196ZM217 215V214H216ZM216 215H215V217H216ZM220 215V214H219ZM218 215V216H219ZM117 216H118V214H117ZM145 216V215H144ZM208 216V217H209ZM237 216V215H236ZM235 216V217H236ZM238 216H239V214H238ZM247 216V215H246ZM245 216V217H246ZM103 217V216H102ZM108 217V216H107ZM126 217V216H125ZM128 217V216H127ZM133 217V215L130 217V218H132ZM145 217H147V216H145ZM201 217V216H200ZM203 217V216H202ZM201 217V218H202ZM220 217V216H219ZM218 217V218H219ZM222 217H223V215H222ZM231 217V216H230ZM240 217V216H239ZM48 218H49V224H44V223H42V222H40V221H37V220H35V219H33L32 217H30V216H28V215H25V216H23V217H20V218H18L17 220H16V222H15V224L14 225H8L6 228H3L2 230H0V250H3L4 248H5V246L7 245V244H9V243H12L13 242V238H14V236L17 234V232L18 231H20L21 229H23L24 227H37V226H41L42 225V227L44 228V229H46L48 232H49V239H50V237L51 236H53L54 238L55 237H58L59 235H60V237H61V234H62V230L64 229V225L66 224V222H67V217L66 218H63L62 216H59L58 215V217H57V215L56 216H54L52 213L51 214H49L48 213ZM129 218V217H128ZM136 218V217H135ZM143 218V217H142ZM149 217H147V219H148ZM204 218H205V216H204ZM211 218V217H210ZM214 218V217H213ZM221 218V217H220ZM103 219V220H102ZM100 221H96L94 224V226H92L90 229H86V230H83V232H79V230H78V228H77V230L75 231V233H70L71 235H73L74 237H75V239H73V240H71L72 242H70V243H66V244H61V246L60 247H58V246H56V247H58V251H59V253H62L61 255H62V257H60L59 258V260H58V263L57 264H76V263H78V262H82V263H87V262H89L90 260H93L94 262H96V263H109V262H113V263H116V264H166V262H167V260H168V255H167V253H166V251H165V248L163 247V244H162V242L160 241V239L158 238V237H156L153 233L154 232H150V231H148L149 230V228H148V226H150L151 225V223L149 222V220H148V223H150V225L148 224V226H147V228L145 227L144 229H145V233H144V235L142 236V238L140 239L139 237H138V239H131V238H129L128 237V235L126 234V233H128L127 232V229H126V226H125V224L124 223H122L121 221H119V219L117 218V217H112L111 219H109V220H107L106 219V221H105V219L104 218H102ZM143 219H145V218H143ZM142 219V220H143ZM146 219V220H147ZM198 219H200L199 217H198ZM197 219V220H198ZM203 219V218H202ZM202 219H200L201 221H199V222H202ZM206 220L208 219V218H205ZM223 220H225V217L224 218H222ZM236 219H241V218H236ZM129 220V219H128ZM196 220V221H197ZM206 220H204L203 219V221H204V223H205V221ZM209 220V219H208ZM211 220H212V218H211ZM210 220V221H211ZM216 220H217V217H216ZM222 220V221H223ZM242 220H244V219H242ZM130 221H132V220H130ZM136 221V220H135ZM221 221V219H220V221L219 222H222ZM240 221V220H239ZM133 222V221H132ZM131 222V223H132ZM143 222H144V220H143ZM143 222H142V224H143ZM209 222V221H208ZM223 222H225V221H223ZM234 222V221H233ZM232 222V223H233ZM130 223V224H131ZM215 224V222H212L211 224ZM218 223V222H217ZM216 223V224H217ZM238 223V222H237ZM145 224V223H144ZM147 224V223H146ZM197 224L199 225V223H198V221H197ZM208 224V223H207ZM207 224H206V226H207ZM210 224V223H209ZM208 224V225H209ZM213 224V225H214ZM215 224V225H216ZM223 224V223H222ZM229 224H231V223H229ZM234 224V223H233ZM240 224H238V225H240ZM133 225V224H132ZM135 225V224H134ZM133 225V226H134ZM203 225H205V224H203L202 223V225L201 226H199L200 228L203 226ZM227 225V224H226ZM225 225V226H226ZM143 226V225H142ZM152 226V225H151ZM150 226V227H151ZM211 228V230L210 231H213L212 230V226L211 225H209ZM218 226V225H217ZM217 226L216 227H214L213 229H215V228H217ZM223 226H224V224H223ZM237 226V225H236ZM198 227V228H199ZM227 227V226H226ZM152 228V227H151ZM206 228V227H205ZM229 227H227V229H228ZM238 228H239V226H238ZM202 229V228H201ZM225 229V228H224ZM241 228H239V230H240ZM203 230V229H202ZM206 230H208L209 231V228L207 229L206 228ZM223 230V229H222ZM234 230V229H233ZM242 230V229H241ZM144 231V230H143ZM200 231V233H201V230H199ZM207 231V232H208ZM210 231H209V233H210ZM215 231H216V229H215ZM235 231H237V230H235ZM135 232V231H134ZM218 232V231H217ZM238 232V231H237ZM216 233V232H215ZM212 234V235H215V237L214 238H216V239H214V240H217V241H219V239L220 238H222L221 240L222 241H224V242H227L228 240H226L225 241V236H224V238L225 239H223V237H220V238H218L217 239V235L218 234ZM129 234H130V232H129ZM137 234V233H136ZM225 234V233H224ZM227 235H229L228 233H226ZM206 235V234H205ZM207 235H208V233H207ZM211 235V234H210ZM209 235V236H210ZM233 234H231V236H232ZM236 235H238V234H236ZM245 235V236H246ZM139 236V235H138ZM201 236H202V238H203V233L201 234ZM221 236V235H220ZM53 237H51V239L53 238ZM206 237V236H205ZM211 237V236H210ZM219 237V236H218ZM227 237H229V238H227V239H231L230 238V235L229 236H227ZM240 237H243V236H241L240 235ZM48 238H46V239H48ZM54 238L52 239V240H54ZM59 238V237H58ZM132 238H133V236H132ZM134 238H135V236H134ZM207 238V237H206ZM209 238V237H208ZM207 238V239H208ZM238 238V237H237ZM249 238V237H248ZM247 238V239H248ZM254 238H250V239H253L254 241H255V239ZM260 238V237H259ZM57 239V238H56ZM205 239V238H204ZM206 239V241H207V243H208V240ZM243 239V238H242ZM245 239H246V237H245ZM245 239L244 240H240V242L239 243H242L243 241H245ZM250 239H248V242H249V240ZM43 240V239H42ZM59 241H60V239H58ZM58 240H54L55 241V243L58 241ZM213 240V241H214ZM220 240V241H221ZM232 240H234V238H232ZM236 240V239H235ZM234 240V241H235ZM238 240V239H237ZM237 240L235 241V244L237 243ZM252 240V241H253ZM257 241L256 242H259L260 244H258V243H256V244H258V245H261L262 244V242L261 241H258V237H257V239H256ZM51 241V240H50ZM58 241V242H59ZM210 242L212 241V239H210L209 240ZM219 241V242H220ZM234 241H231V242H233L234 243ZM242 241V242H241ZM251 241V240H250ZM251 241V242H252ZM46 242V241H45ZM51 242H53V241H51ZM57 242V243H58ZM61 243H62V241H60ZM59 242V243H60ZM203 242H205V241H203ZM215 242V241H214ZM218 242V243H219ZM213 242H211V243H209V244H206V243H204V244H206V246L208 245V247L210 246V244H212ZM217 243V242H216ZM229 243V242H228ZM245 243H247V241L245 242ZM47 244H48V242H47ZM53 244V243H52ZM220 244V243H219ZM223 243H221V246H224L225 245V243L222 245ZM234 244V245H235ZM253 244H254V242H253ZM213 246L215 245L214 243L212 244ZM227 245V244H226ZM228 245H231V244H228ZM233 245V244H232ZM238 245H240V244H238ZM247 245V244H246ZM246 245H244L245 247H246ZM252 245V244H251ZM220 246V247H221ZM241 246V245H240ZM256 246V245H255ZM263 244H262V247H261V251H262V248H263ZM211 247V246H210ZM218 247H219V245H218ZM230 247V246H229ZM233 247H235V246H233ZM237 247V246H236ZM235 247V248H236ZM245 247H243V248H245ZM253 247H254V245H253ZM257 247V246H256ZM255 247V248H256ZM213 247H211L210 248V251H211V249H212ZM226 248H228V246L226 247ZM234 248V249H235ZM242 247H241V249H243ZM251 248H252V246H251ZM209 249V248H208ZM218 248L216 247V249H215V251L217 250ZM220 249V248H219ZM248 249H249V246H248ZM248 249L246 250V248H245V250L246 251H248ZM259 249L260 248H258V250L257 251H259ZM213 251L212 252H214V248L212 249ZM224 250H226L227 251V249H223V251ZM229 250V249H228ZM235 250H237V248L235 249ZM244 250V254H242V255H240L241 254V252H238V254L240 255V256H243V255H245V254H247V252ZM251 250V249H250ZM248 251V254L249 255H245V259H243V257H242V259L243 260H241V258H240V260H241V262L243 261L244 262V260H246L250 255H252L253 253H252V251ZM217 251H219V250H217ZM223 251L221 250V252H220V254L221 253H223ZM231 249H230V252H229V255H230V253H231ZM234 251V250H233ZM239 251V250H238ZM241 251V250H240ZM228 252V251H227ZM226 252V253H227ZM246 252V253H245ZM249 252H251V253H249ZM260 252V251H259ZM258 252V253H259ZM58 253V254H59ZM214 253H217V252H214ZM256 253V252H255ZM264 252H262V254H263ZM218 254V253H217ZM225 254V253H224ZM232 254V253H231ZM259 254H261V253H259ZM262 254L260 255L261 256V258H262ZM216 255V254H215ZM254 255V254H253ZM256 255V254H255ZM254 255V258H253V256H252V259L254 260V259H256V256ZM223 256V255H222ZM228 256V255H227ZM231 256V255H230ZM229 256V257H230ZM239 256V257H240ZM248 256V257H247ZM226 257V256H225ZM229 257H227V258H229ZM263 257H264V255H263ZM221 258H223V257H220V259ZM227 258L225 259V263H226V261H228L227 260ZM251 258V257H250ZM230 259L232 260L233 259V254H232V256L230 257ZM235 259V258H234ZM233 259V260H234ZM249 259V258H248ZM263 260H264V258H262ZM232 260V261H233ZM253 260L251 261L252 263L251 264H255V263H253ZM263 260H261L260 262H262ZM92 261V262H93ZM232 261H230V262H232ZM250 261H248L247 262V260H246V262L247 263H249ZM222 262V261H221ZM224 262V261H223ZM229 261H228V263H230ZM235 262H236V259H235ZM238 262H239V260L236 262L237 264H238ZM242 262V263H243ZM246 262H244V264L246 263ZM264 262V261H263ZM263 262L261 263V264H263ZM0 264H5V262H3V260L0 258ZM27 264H39V260L37 261V259H31V260H29L28 262H27ZM111 264V263H110ZM257 264H259V262L257 263Z\"/></svg>",
    "mask_w": 264,
    "mask_h": 264
}]
</instances>
